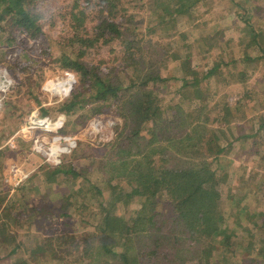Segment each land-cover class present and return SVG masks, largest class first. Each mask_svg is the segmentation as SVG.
Segmentation results:
<instances>
[{"label": "rangeland", "instance_id": "obj_1", "mask_svg": "<svg viewBox=\"0 0 264 264\" xmlns=\"http://www.w3.org/2000/svg\"><path fill=\"white\" fill-rule=\"evenodd\" d=\"M73 1L25 0V9L29 10L34 19V27L29 30L14 25L9 15L0 21V80L9 83L4 90L0 85V220L4 213L8 212L1 213L5 204L10 205L12 214H17L16 219L8 218L10 222L8 230L12 232L15 240L11 239L7 244L0 245V264H123L116 255V252L121 250L122 239L120 242H107L106 246L112 252L96 257V252L103 250L99 242L101 234L97 232L101 217L95 206L101 200L106 202L110 198V192L106 187L102 191V196L94 194L93 190L87 192L84 202L91 209L86 211L83 217H79L78 210H73L72 214L68 211L71 214L69 217H60L59 205L73 201L71 192L79 187L87 188L89 183H100L104 171L116 176L114 184H119V187L128 190L129 185L126 184L128 180L124 174L125 166L122 167L120 160L129 161L135 158L141 161V156L138 154L146 152L147 157L151 155L155 159L165 156L164 160L169 162L170 159L167 158L171 155L172 147L168 141L176 131H169L167 127L169 118L174 116L176 111L180 113L178 110L185 114L194 111L193 118L188 113L185 117V122L191 123L189 129L192 125L202 127L206 131V136L211 134L210 130H213L216 134V144L224 148L225 136L228 133L220 131V127L224 128L225 124L220 123L219 118L216 120L218 113L222 114L218 111L229 106L228 108L233 112L232 117L238 122L236 124L245 122L246 117H253L256 120L258 116L255 107L260 104L256 99L253 100V104L243 99L242 94L247 90L243 87V82L231 81L220 89L217 78L215 80L206 78L204 82L207 86L204 87L205 91L200 89L202 90L200 100L187 94L184 98L182 93L176 94L178 85L176 80L169 79L167 82L156 83L151 81L150 90L159 95L158 108L161 113L156 116L155 121L143 124L145 127L137 137L142 139L139 146H137L139 140L131 144L134 139L128 141L125 137H121L124 130L125 133H130L132 120L113 111L116 105L112 102H109L111 111L99 114H93L90 103L82 105L84 108L74 113L67 114L59 110L60 103L70 96L78 85L77 74L64 68L60 57L65 52L75 55L72 50L73 45L67 43V40L74 39L78 32V27L68 20L71 17L70 9ZM127 1L122 5L132 6L128 13L132 21H124L127 15L124 14L119 22L120 20L126 22L124 23L126 30L140 35L139 46L142 49L138 45L137 48L144 52L145 62L152 63L153 69L156 68L162 76H175L179 74V70L191 71L195 67V70L201 73L204 65L211 61L206 58L207 55L202 60L203 54L198 52V49H201L197 44L198 39L201 40L203 35L214 31L216 35L211 44H220L221 48H215V53L223 50L227 54L226 60L228 56L234 54L242 57L244 45H250L247 52L251 58L257 56V48L254 47L256 45L255 41H252L253 33L250 28L264 27V0H193L195 5L189 12L179 14L174 11V19L179 25L177 34L173 33V28L168 24L154 28L150 33L147 30L148 26L152 25L154 13H161L162 7L157 5L171 2L166 8L173 11L175 0ZM105 4V0L77 1L79 8L86 6L91 8V10L85 8L89 14H85L83 19L88 30L97 22V16L106 14ZM77 10L75 8L74 11ZM182 31L186 34L185 38L180 35ZM262 40L264 43V34ZM228 42L233 46L232 51L225 45ZM184 44H192L191 55L186 54ZM103 52L105 50L102 54H106ZM162 53L165 57H161ZM198 57L199 59L196 60ZM83 59L87 60V55H84ZM93 59L97 62L98 55ZM178 61L181 62V66ZM240 70L244 71L245 78L250 79L246 81L251 82L247 87L256 85L258 90L264 89V63L251 59L246 67L242 63L234 65L235 79L236 76L240 78L239 73L237 74ZM116 72L118 73L116 78H119L117 81H122L124 84L132 79L138 81L136 72L131 68L124 67L121 70L116 68ZM125 73H128L127 78ZM225 78V81L230 80L228 77ZM69 79L71 83L67 82ZM58 83H61V87H54ZM214 84L217 85V91L209 95ZM170 104L172 106H169ZM120 105L125 108L124 102ZM36 109L41 116H50L54 119L62 116L63 126L49 133L50 137H70L75 142L68 153L59 154L57 165L48 164L39 153L32 151V139L16 135L20 134L19 129L23 120ZM252 109L255 111L253 112ZM121 110L122 108L118 111L121 113ZM260 116L264 119V110ZM239 131L240 134L245 133V135L251 132L248 128L245 129V126ZM230 134L236 135L238 132L234 128L231 133L229 131ZM193 137L194 140H198L200 133H195ZM260 139V144L255 145L251 139H247L244 143L242 141L235 143L234 149L239 150L241 147L246 151L236 167L230 162L232 159L229 156L232 153L228 154L229 152H225L226 157L221 153L218 160L213 161V169H217L218 175L217 201L224 218L225 234L229 237L217 242V248L213 252V260H215L213 264H264V131L261 132ZM181 147L180 144L179 148ZM157 148L162 149L163 152H154ZM248 150L255 155L251 157L250 154L247 155ZM178 154L183 156L182 161L186 158L210 160L213 157L211 151L199 153L194 149L181 150ZM66 165H71L80 176L73 179L57 172L53 183L46 182L50 168H61ZM224 167H228L227 173L221 172ZM10 169H13L11 170L13 172ZM15 169L23 171V175L17 170L14 171ZM140 199L132 195L127 201H119L116 213L125 219L135 214H142L145 209ZM42 201H45L49 207L45 213L37 211L43 204ZM159 201L154 204L152 211L166 212L169 217V207L163 204L157 205ZM147 210H151V207ZM72 234L74 240H70L67 244L62 242L61 236ZM82 236L86 238L84 241H80ZM135 237L133 248L129 252L136 257L142 251H148L151 241L148 235L137 234ZM48 238L50 245L47 244ZM88 245L90 250H84Z\"/></svg>", "mask_w": 264, "mask_h": 264}, {"label": "trees", "instance_id": "obj_2", "mask_svg": "<svg viewBox=\"0 0 264 264\" xmlns=\"http://www.w3.org/2000/svg\"><path fill=\"white\" fill-rule=\"evenodd\" d=\"M77 1H73V6L70 9L72 11L70 12L71 17L68 20H70L72 25L78 27V32L75 34L74 39L67 40V43L73 45L72 50H74L75 55L72 56L70 53L65 52L60 57L62 66L77 74L78 85L73 89L70 96L60 103L59 110L67 114L74 113L78 109H83L85 104L90 103V106L93 107V114H99L111 111L109 102H112L116 105L113 111H117L116 113L122 115V117H130L132 120L130 133H125L126 130H124L121 137H125L128 141L134 139L135 141L131 142V144H135L139 140L137 146H139L142 140L137 137L142 128L145 127L143 124L155 121L156 116L161 113L158 108L160 106L159 95L150 90L151 81L156 83L157 81L167 82L169 79L176 80L178 82L175 90L176 94L182 93V98L186 97L185 94H187V96L200 100L199 97L202 94V90L205 91L204 87L207 86L204 82L206 78H211L212 80L217 78L219 88L223 89L224 85L230 84L231 81L244 83L247 80L243 70L237 72L240 78L236 76L237 79H235V73L233 74L234 65L242 63L246 67L248 61L251 59H256L262 64L264 63V43L262 40L264 27L250 28L251 33H253L252 41H255L256 45L253 46L257 48V56L255 58H251L247 52V48L250 45L243 46L242 57L234 54L233 56H228L226 60L227 57L225 56L227 54L223 50L215 53L214 49L221 47H219L220 44H211L216 35V31H214L208 35H203L201 40L198 39L197 44L201 47V49H198V52L200 51V54H203L202 60L207 55L206 58H209L211 61L209 64H205L202 70L200 69L201 73L198 70L196 71L195 67L191 71L179 70V74L175 76H162L156 68L153 69L152 63L147 64L145 62L144 52L140 50L141 47L139 46L140 35L132 33L124 27V23L132 21L131 16L128 14L132 6L126 7L122 5L124 1L128 2L127 0H105L104 9L106 14L104 16H97V22L94 26H91L90 30L83 23L85 14H89L85 8L90 7L79 8ZM175 1L172 7L173 11L166 8L171 2L166 4L162 2L161 5L160 3L157 5V7H162L160 9L161 13H154L152 25H149L147 28L149 33L153 32L154 28L168 24L173 28V33L177 34V27L179 25H177L174 19V13L182 14L189 12L195 5V2L193 0ZM24 2L25 0H0V21L9 15L14 25L28 30L33 28L34 19L29 10L25 9ZM75 8L78 10L74 11ZM124 14H127L126 18H124L126 22L121 20L119 22V19L123 18ZM180 35L185 38L186 34L182 31ZM137 45L140 48H137ZM225 45L232 51L233 46L229 42L225 43ZM183 48L187 55H191L192 44H184ZM103 50H105L103 53L106 54H102ZM143 50L145 51V48ZM163 52L166 54L165 51ZM164 53L160 54L161 57H165ZM84 55H87V60L83 59ZM95 55H98L97 62L93 59ZM236 57L238 58L236 59ZM198 59L199 57L196 60ZM180 63L179 66H181ZM124 67L131 68L136 72L138 81L132 79L127 84L117 81L119 78H116L118 74L116 68L121 70ZM125 75L127 78L128 73H125ZM118 76L121 77V75ZM225 77H228L230 80L225 81ZM244 84L243 87L247 89L245 90L244 98L256 99L260 104L256 108L259 110L257 111V121L253 117H246L245 122L236 124L238 122L235 120V117H232L233 112L228 108L229 106L224 107L222 111H218L222 112V114L218 113L216 120L219 118L220 123L225 124L224 128L220 127V131L229 135V131L231 133L235 128L238 132L236 135L230 134L228 136L226 134L225 148L216 144V134L213 133V130H210L211 134L206 136V131L202 127L192 125V128L189 129L191 123H186L185 117L188 113L193 118L194 111L185 114V112L178 110L180 113L176 111L174 116H170L169 126L167 127L169 131H176L174 135L170 136V140L168 141L172 147L171 155L167 158L170 159L169 162L164 160L165 156H159L155 159L151 155L147 157L146 152L138 154L141 156V161L135 158L129 161L120 160L122 167L125 166L124 174L128 180L126 182L129 185L128 190H124V187H119V184H114L113 181L116 179V176L104 171V176L100 183H89L87 188L79 187L76 191L71 192L73 201L59 205L60 217H69L73 210H78L79 217H83L86 215V211L91 209L84 202L87 192L93 190L94 194L102 196L104 187L109 190L110 198L106 202H102L101 200L95 206L97 207V211L100 212L101 217V221L97 225V232L101 234L99 242H101L102 246H100L103 250V252H96V257L112 252L111 249L107 248V242H120L122 239L121 250L116 252V255L119 256L123 264H213V261H215L213 260V252L217 248V242H222L229 238L225 234L224 218L217 201L219 198L217 190L218 175L216 174L217 169H213V161L218 160L221 153L229 152L235 143H238V139L242 143L245 142L246 138L249 139L248 137L259 140L261 132L264 131V119L260 116L264 110V89L258 90L256 85L247 87L248 84ZM216 88L217 85L214 84V88L211 90V93L209 92V95L216 93ZM195 93L197 94L195 95ZM122 102L125 103L126 109L120 105ZM169 106H172V104ZM120 108H122L121 113L118 111ZM242 126H245V129L248 128L249 131L251 130L250 134H240L241 131L239 130H241ZM195 133H200L198 140H194L193 135ZM180 144L182 145L181 148H179ZM192 149L199 153L211 151L213 157L210 160L206 158L199 160L186 158L182 161L183 156H180L178 152L181 150L190 151ZM154 152L159 153L163 152V150L157 148ZM164 152L166 151L164 150ZM239 152L241 154L246 153L241 147ZM57 172H61L62 175L70 176L73 179H77L80 176L71 165L61 168L52 167L47 173L46 182L53 183ZM221 172L227 173L228 167L222 168ZM132 195L141 198L140 200L145 210L142 214H135L129 219H125L116 213V207L119 201H127ZM158 200L160 201L157 205L163 204L165 207H169V217H167L166 212L152 211V208L155 206L154 204ZM42 203L39 207L40 209L37 211L45 213L49 207L45 201H42ZM150 207L151 210H147ZM5 211L8 212L4 213L0 220V245L2 243L7 244L9 240L13 239L12 232L10 233V230H8L10 226L9 219L11 217L16 219L17 217L16 213L12 214L10 205L6 206L5 204L3 206L1 213ZM238 223L241 224L240 221ZM137 234L148 235L151 243L147 252L142 251L143 253L141 252L139 256L135 257L129 251L133 248ZM96 238L99 239L98 235H96ZM61 239L66 244L67 242L70 243V240H74L73 234L70 236L63 235ZM85 239L82 236L80 241H84ZM47 244H51L50 238H48ZM84 250H90V245Z\"/></svg>", "mask_w": 264, "mask_h": 264}, {"label": "built area", "instance_id": "obj_3", "mask_svg": "<svg viewBox=\"0 0 264 264\" xmlns=\"http://www.w3.org/2000/svg\"><path fill=\"white\" fill-rule=\"evenodd\" d=\"M2 83V85L0 84L2 89L9 86L6 80H3ZM27 116L19 129L20 134L16 135L32 139V151L39 153L48 164L57 165L59 162V154L68 153L70 147L73 144L75 145V142L70 137L55 138L49 135V133H53L63 126L64 121L62 116H57L55 119L50 118V116H41L38 109L31 111ZM61 141H63V144H61ZM58 147H61V149ZM16 170L19 171L20 175H23V171L19 169H15L14 171Z\"/></svg>", "mask_w": 264, "mask_h": 264}, {"label": "crops", "instance_id": "obj_4", "mask_svg": "<svg viewBox=\"0 0 264 264\" xmlns=\"http://www.w3.org/2000/svg\"><path fill=\"white\" fill-rule=\"evenodd\" d=\"M250 79H247L246 81H249ZM244 82L245 84H250L251 82ZM244 84V85H245ZM249 86V85H248ZM245 94V93H244ZM244 94H242V96H243V98H244ZM245 99V102H250V103H252L253 102V100L252 99H246V98H244ZM253 104V103H252ZM255 108H258V107H255ZM252 111L254 112L255 110L254 109H252ZM256 111H259L258 109H256ZM249 139H251V140H253L254 141V145L255 144H260V142H261V139H255V138H253V137H248ZM247 140V138L245 139V141ZM238 142H239V139H238ZM232 153V154H231ZM1 154H2V152H1ZM226 154L227 153H222V156H225L226 157ZM228 154H231L229 157H231V164L233 165V164H235V166L234 167H236V165H238V161L241 159V157H242V154L239 152V150H237V149H230V151H229V153ZM250 154V157H251V155H255V153H252L251 154V152L248 150L247 151V155H249ZM244 155H245V152H244ZM229 161V160H228ZM7 166V165H6ZM8 167V166H7ZM235 169V168H234Z\"/></svg>", "mask_w": 264, "mask_h": 264}, {"label": "bare ground", "instance_id": "obj_5", "mask_svg": "<svg viewBox=\"0 0 264 264\" xmlns=\"http://www.w3.org/2000/svg\"><path fill=\"white\" fill-rule=\"evenodd\" d=\"M3 81H1L0 80V84L2 85L3 83H2ZM67 82H69V83H71V80L69 79V80H67ZM54 87H61V83H58V84H55V86ZM57 89V88H56ZM4 90V89H3ZM66 91V90H65ZM59 149H61V147H58Z\"/></svg>", "mask_w": 264, "mask_h": 264}]
</instances>
